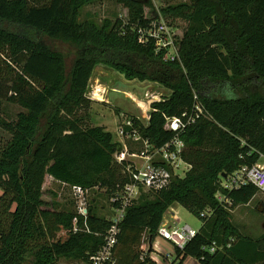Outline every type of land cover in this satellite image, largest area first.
Returning a JSON list of instances; mask_svg holds the SVG:
<instances>
[{"label":"trees","instance_id":"obj_1","mask_svg":"<svg viewBox=\"0 0 264 264\" xmlns=\"http://www.w3.org/2000/svg\"><path fill=\"white\" fill-rule=\"evenodd\" d=\"M97 0H0V108L3 101L25 110L0 125L12 137L0 147V264H62L86 261L105 243L111 222L89 207L88 231L74 232L85 218L44 198L47 178L64 185L98 187L114 195L127 182L114 155L122 149L104 126H85L80 112L88 98L95 67L118 71L127 80L154 82L166 92L155 102L149 122L135 119L141 134L156 147L176 133L164 128L167 116H180L198 100L205 108L181 134L184 159L192 165L184 177L158 192H145L121 224L119 264H156L140 260L145 235L155 238L168 210L178 204L203 219L197 236L183 250L201 264H264V238L245 236L233 224V210L250 203L258 188L222 187L224 178L264 156V0H196L170 5L165 15L188 22L178 39L181 61L165 59L155 42L139 43L133 23L147 26L152 0H118L128 9L122 18L79 21L82 8ZM125 32V33H124ZM48 36L72 47L68 69L64 51ZM197 95V100H196ZM124 174L115 178L114 172ZM110 175V176H109ZM222 192L232 205L217 198ZM57 196L56 192H53ZM210 210L209 217L203 213ZM216 243L214 253L209 248Z\"/></svg>","mask_w":264,"mask_h":264},{"label":"built area","instance_id":"obj_2","mask_svg":"<svg viewBox=\"0 0 264 264\" xmlns=\"http://www.w3.org/2000/svg\"><path fill=\"white\" fill-rule=\"evenodd\" d=\"M122 19L125 25L129 23L126 17ZM131 25L132 30L137 33L139 43L148 45L154 41L157 52L166 51L165 59L181 61L178 34L163 16L158 14L147 26H142L139 22ZM100 86L103 90H100ZM94 87L89 92L88 98L91 100H103L104 98V100H108V86H104L98 81ZM113 90L116 91L114 88ZM98 93L102 94L103 98H99ZM126 94L128 95V93ZM137 98L140 101L133 99L132 101L140 109V115L127 117L123 115L122 121L116 129L118 142L122 144V149L115 153L114 159L117 164L124 166L127 182L121 190L110 198L112 214L107 219L111 222V226L104 235V245L96 253L89 254L86 261H80V264H119L116 251L122 231L121 224L128 208L138 201L143 193L158 192L168 188L174 178L186 176L192 168V165L183 157L186 142L181 134L189 126L196 123L202 115L205 116V108L197 100V95V101L191 110H185L180 116L166 117L164 128L174 131L176 135L161 147L154 146L148 138H145L134 120L143 121L145 119L149 122L153 104L165 101L166 92L164 90L163 92L148 90L144 93L143 99L138 96ZM246 184H253L259 192H264L263 155L257 163L243 165L232 175L224 178L221 185L225 189L233 190ZM70 189L75 202V210L78 215L84 216L86 225L84 228L80 227L78 218H75L74 232H90L91 230L87 225L90 189L80 185L70 186ZM216 196L226 208H230L231 200L221 191ZM202 215L209 217L211 211L208 210ZM181 220L178 212L173 209L168 218L164 217L154 239L145 235L140 246V260L149 259L156 264H179L182 258L178 256L177 249L183 250L199 232L189 224H183ZM216 250V243H213L209 251L214 253ZM195 260L197 259L193 258V261Z\"/></svg>","mask_w":264,"mask_h":264},{"label":"rangeland","instance_id":"obj_3","mask_svg":"<svg viewBox=\"0 0 264 264\" xmlns=\"http://www.w3.org/2000/svg\"><path fill=\"white\" fill-rule=\"evenodd\" d=\"M183 3L193 8L196 0H152V4L146 7V14L152 16L153 10H156L159 15L163 16L165 20L174 27L179 39L183 35L185 28H187L188 22L182 18V16L172 17L170 15L168 16V14L165 15L163 8ZM127 13V7L118 2V0H97L88 3L82 8L79 21L94 20L96 23L102 25L106 19L116 20L118 17L125 18ZM43 39L48 44L68 54L67 66L69 69L74 58L72 47L61 40L52 39L48 36H43ZM98 81H100L102 85L108 86V100H104L105 98L103 100H90L89 109L81 111L79 115L86 116L85 126H104L106 131L112 133L115 141L119 140L116 129L117 125L122 121L123 115L126 117L140 115V109H138L136 103H134L126 93H133L140 99H143L144 93L148 90L152 92H163L164 90L160 85L154 82L127 80L124 75L118 71L102 65H97L95 67L90 82L89 92L95 88L94 86ZM113 88L116 89V91H114ZM100 90H103L102 86H100ZM24 110L25 109L18 104L3 101L0 114L9 121H14L18 119V114ZM143 122L147 121L143 119ZM11 137V132L0 125V147L6 145ZM114 174L117 179L124 173L119 170L114 172ZM45 188L44 198L49 203L56 201L60 205V208L74 210V198L70 186L64 185L53 178H47ZM53 192H56L57 196H54ZM110 198L111 196L109 194L103 192L98 187L90 188V206H95L99 214L106 218L110 217L112 214ZM173 209H178L177 211L183 224H189L196 230H200L201 226H203V219L178 204L171 207L164 217L168 218ZM232 214L233 224L243 235L254 239L264 238V192H258L250 203L237 206ZM61 263L80 264L75 260L67 259H62ZM26 264H35V257L31 256ZM185 264L201 263L197 260L193 261V258L188 257Z\"/></svg>","mask_w":264,"mask_h":264},{"label":"bare ground","instance_id":"obj_4","mask_svg":"<svg viewBox=\"0 0 264 264\" xmlns=\"http://www.w3.org/2000/svg\"><path fill=\"white\" fill-rule=\"evenodd\" d=\"M128 96H129L131 99H133V100L140 101V100L137 98V96H136L135 94H133V93L128 92ZM98 97H99V98H103V95L100 94V93H98Z\"/></svg>","mask_w":264,"mask_h":264},{"label":"crops","instance_id":"obj_5","mask_svg":"<svg viewBox=\"0 0 264 264\" xmlns=\"http://www.w3.org/2000/svg\"><path fill=\"white\" fill-rule=\"evenodd\" d=\"M178 209H175V211H177ZM178 212V211H177Z\"/></svg>","mask_w":264,"mask_h":264}]
</instances>
